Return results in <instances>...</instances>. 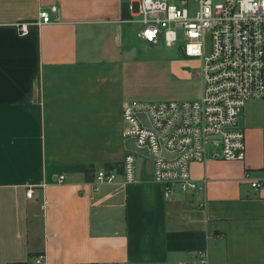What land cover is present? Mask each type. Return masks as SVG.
<instances>
[{
  "label": "crops",
  "instance_id": "1",
  "mask_svg": "<svg viewBox=\"0 0 264 264\" xmlns=\"http://www.w3.org/2000/svg\"><path fill=\"white\" fill-rule=\"evenodd\" d=\"M124 1L131 14L139 0H0V264H264V181L244 176L264 174V105L241 115L244 159L190 163L202 206L190 192L168 199L146 156L133 182L121 167L94 182L121 164V109L142 99L126 87ZM52 3L56 21L19 33Z\"/></svg>",
  "mask_w": 264,
  "mask_h": 264
},
{
  "label": "built area",
  "instance_id": "2",
  "mask_svg": "<svg viewBox=\"0 0 264 264\" xmlns=\"http://www.w3.org/2000/svg\"><path fill=\"white\" fill-rule=\"evenodd\" d=\"M57 13L55 3L40 6L37 17L17 21V29L25 35L31 23L56 21ZM130 20L137 23L136 35L150 44L163 39L173 45L180 29L186 38L182 52L198 59L192 71L200 83L196 97L127 101L121 117L123 135L152 154V178L164 184L165 196L194 193L202 206L204 184L192 177L190 163L244 159L245 134L237 127L240 111L247 99L264 98V0H139ZM138 154L127 149L122 158L125 182L136 180ZM118 175L117 166H103L93 180L113 182ZM244 176L254 189L264 181V174L251 177L246 171ZM63 178L59 174L57 181ZM32 192V187L26 189L27 196ZM195 256L199 262L206 260V252ZM34 263L45 264L44 254Z\"/></svg>",
  "mask_w": 264,
  "mask_h": 264
},
{
  "label": "rangeland",
  "instance_id": "3",
  "mask_svg": "<svg viewBox=\"0 0 264 264\" xmlns=\"http://www.w3.org/2000/svg\"><path fill=\"white\" fill-rule=\"evenodd\" d=\"M133 10H137V5ZM136 27L137 23L132 21L123 27L124 40L136 48L126 71L128 96L150 100L196 97L200 83L192 77V71L198 59L182 52L180 46L186 38L181 30L178 29V39L173 45H166L163 39L150 44L136 35ZM249 104L264 105V98L247 99L240 115ZM145 158V165L149 164L150 159Z\"/></svg>",
  "mask_w": 264,
  "mask_h": 264
},
{
  "label": "water",
  "instance_id": "4",
  "mask_svg": "<svg viewBox=\"0 0 264 264\" xmlns=\"http://www.w3.org/2000/svg\"><path fill=\"white\" fill-rule=\"evenodd\" d=\"M121 17L123 19H130L131 18V14L129 12V3L127 1H124L121 4ZM135 50H136V48L134 46L130 47L129 49H126L124 51V56L125 57H129V56L133 55ZM237 127L238 128H243V118H242L241 115L238 118ZM124 146H125L126 149L134 150V151L139 153L137 155V157H136V173L138 174L139 170L141 168L142 161H143V156H146V157H149V158H152L153 156H152V154H150L148 152L146 147L137 146L135 144V141H134L133 137H126L125 141H124ZM162 153L164 155H170V153L165 151L164 149H163Z\"/></svg>",
  "mask_w": 264,
  "mask_h": 264
},
{
  "label": "trees",
  "instance_id": "5",
  "mask_svg": "<svg viewBox=\"0 0 264 264\" xmlns=\"http://www.w3.org/2000/svg\"><path fill=\"white\" fill-rule=\"evenodd\" d=\"M89 165H90V168L88 169V171H89V170L92 171L93 168H94V164H89ZM104 166H106V167L117 166V168L120 169V165L113 164V163H111V162L105 163Z\"/></svg>",
  "mask_w": 264,
  "mask_h": 264
}]
</instances>
